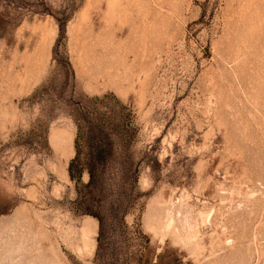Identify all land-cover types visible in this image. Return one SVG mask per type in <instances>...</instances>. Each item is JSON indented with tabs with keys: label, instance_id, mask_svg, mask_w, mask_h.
Here are the masks:
<instances>
[{
	"label": "rangeland",
	"instance_id": "1",
	"mask_svg": "<svg viewBox=\"0 0 264 264\" xmlns=\"http://www.w3.org/2000/svg\"><path fill=\"white\" fill-rule=\"evenodd\" d=\"M103 97L136 202L99 248L67 106ZM0 264H264V0H0Z\"/></svg>",
	"mask_w": 264,
	"mask_h": 264
},
{
	"label": "trees",
	"instance_id": "2",
	"mask_svg": "<svg viewBox=\"0 0 264 264\" xmlns=\"http://www.w3.org/2000/svg\"><path fill=\"white\" fill-rule=\"evenodd\" d=\"M112 103L108 97L80 99L69 102L68 115L77 127L76 156L71 161L68 174L72 181L79 184L84 173L88 174L89 181L86 188L89 195L95 194V212L83 210V214L95 217L99 222V248L106 223L112 218L123 224V218L129 208L136 202V197L117 196V200L106 209L103 192L100 188L104 184V172L107 167L114 165L121 171L122 163H118L117 147L119 143L126 145L130 142L131 112L125 106ZM128 111V112H127ZM85 140L86 152L82 154L77 146L81 139ZM121 166V167H120ZM128 161L124 163V170L131 167Z\"/></svg>",
	"mask_w": 264,
	"mask_h": 264
},
{
	"label": "bare ground",
	"instance_id": "3",
	"mask_svg": "<svg viewBox=\"0 0 264 264\" xmlns=\"http://www.w3.org/2000/svg\"><path fill=\"white\" fill-rule=\"evenodd\" d=\"M65 141V140H64ZM63 145V144H62ZM59 149V148H58ZM65 175V174H64ZM209 218V217H208ZM85 228V227H84ZM91 230V229H90Z\"/></svg>",
	"mask_w": 264,
	"mask_h": 264
}]
</instances>
